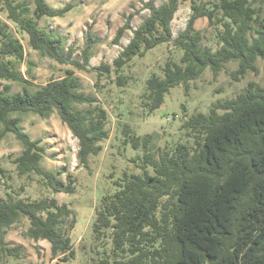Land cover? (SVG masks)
Listing matches in <instances>:
<instances>
[{"label":"trees","instance_id":"16d2710c","mask_svg":"<svg viewBox=\"0 0 264 264\" xmlns=\"http://www.w3.org/2000/svg\"><path fill=\"white\" fill-rule=\"evenodd\" d=\"M154 2L143 4L149 14L140 26L132 30L130 16L118 29L114 45L125 31L132 37L111 65L89 67L90 49L96 43L90 30L80 59H73L72 48L63 54L60 36L38 25L42 18L64 17L72 4L56 9L46 0H0V13L6 18L0 20V139L12 134L20 143L22 152L11 161L19 177L32 174L53 194L76 191L74 176L67 174L62 180L60 172L41 166L45 147L23 132L18 119H11L16 113L46 119L55 112L77 140L78 165L83 168L103 151L102 143L109 139L108 113L94 95L82 91L74 70L92 71L106 80L113 74L116 86L123 88L129 77L122 72L133 58L172 43L182 51L179 62L166 63L161 77L152 76L145 83L144 107L153 113L171 89L183 85L187 91L206 68L217 77L227 64L236 63L237 80L255 73L256 62L264 61V0H167L158 7ZM186 2L191 3V15L173 38L171 22ZM203 18L217 30L215 50L195 29ZM8 22L27 36L32 51L72 69L32 90L33 84L18 71L24 49ZM257 22L261 28L254 27ZM4 82L19 84L20 93H11V85ZM181 129L193 135V146L178 142L157 154L148 148L151 135L141 140L124 132V143L134 150L142 148L143 154L131 160L137 173L125 170L108 177L110 188L93 209L91 238L79 241L89 264H264V92L250 83L234 98L212 105L208 115L188 118ZM3 178L0 168V187L6 185ZM7 198L0 199V261L21 256L20 247H8L4 241L6 230L21 218L28 221L29 239L49 243L54 264L75 260L69 236L77 222L72 208L55 198Z\"/></svg>","mask_w":264,"mask_h":264},{"label":"rangeland","instance_id":"374dc122","mask_svg":"<svg viewBox=\"0 0 264 264\" xmlns=\"http://www.w3.org/2000/svg\"><path fill=\"white\" fill-rule=\"evenodd\" d=\"M24 1L30 4V0ZM146 1L46 0L53 8L62 9L65 5L72 4V9L62 18H42L38 21V25L51 35L60 36L64 41L63 54L65 55L67 49L72 48L73 59H80L81 51L86 48L90 30L96 43L90 49L91 60L88 66H98L100 63L111 65L132 37L130 31H125L118 44L114 45L113 39L118 29L123 27L130 16H132L129 21L130 28L134 30L140 26L149 14L142 7ZM166 1L155 0L154 7ZM190 15L191 3L181 4L171 22L173 38L184 30ZM261 18L264 19V7ZM0 20L6 22L4 13H0ZM8 24L23 45L24 61L19 64L18 71L24 79H28L33 84L32 90L51 80L63 78L65 72L72 69L68 65H59L42 54L32 51L28 46L27 36L16 32L13 25L9 22ZM254 27L261 28V24L257 22ZM195 29L201 34L203 43L213 50L218 48L215 38L217 30L213 26L209 27L205 18L196 22ZM181 56L182 51L169 43L158 45L142 58H133L122 72L123 76L129 77L123 88L116 86L113 74L106 80L98 79L92 71L74 70V76L79 78L82 91L94 95L98 104L108 113L106 129L109 132V139L102 143L103 151L98 156L89 158L87 168L78 165V142L55 112L46 119L31 113L11 115V119H18L24 133L33 140H40V144L45 147L41 166L53 172H60L62 180L67 174L74 176L76 191L73 195L53 194L40 185L36 176L31 174L19 177L11 161L22 152V147L12 134H6L0 139V168L4 170L3 180L6 184L0 187V199H8L7 194L14 199L29 201L55 198L60 205L72 208L76 212L77 222L69 236L76 257L70 264H89L90 258L84 253V247L79 245V241L83 238L85 240L91 238L89 228L93 209L103 192L110 188L109 175L113 173L116 178L125 170L128 173L138 172L131 160L136 157L141 158L143 149L134 150L129 144L126 145L125 131L126 134L129 133L141 140L146 135H151L148 148L152 149L151 152L154 154L169 150L178 142L191 147L194 141L193 135L181 129L185 120L199 113L208 115L212 105L234 98L246 90L250 83L264 92L263 60L256 62L255 73L249 72L237 80L233 78L237 64L229 63L217 77H213L210 69L206 68L197 80L189 83L187 91L183 85L171 89L165 95L161 107L153 113H148L144 107L147 96L146 81L152 76L161 77V70L165 64H177ZM4 83L11 85V93H20L19 84ZM1 129L0 125V131ZM27 229L28 221L21 218L6 230L5 243L8 247H20L21 256L14 261L2 259L0 264H54L55 260L50 256L49 243L34 242L29 239L26 235Z\"/></svg>","mask_w":264,"mask_h":264}]
</instances>
